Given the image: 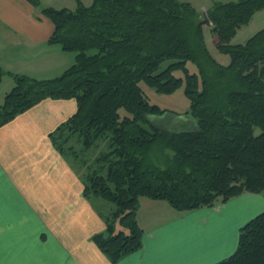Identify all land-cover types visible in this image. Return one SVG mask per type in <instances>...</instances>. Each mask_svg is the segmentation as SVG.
<instances>
[{
    "label": "trees",
    "instance_id": "obj_1",
    "mask_svg": "<svg viewBox=\"0 0 264 264\" xmlns=\"http://www.w3.org/2000/svg\"><path fill=\"white\" fill-rule=\"evenodd\" d=\"M26 1L53 25L47 43L74 53L75 61L51 79L9 73L14 85L0 106V128L44 100L75 101V112L49 138L87 170L82 196L113 206L105 231L92 237L111 263L142 246L141 197L185 213L244 193L264 196V29L243 45L230 44L264 0H211L207 20L178 0H92L74 10ZM205 23L217 50L229 56L226 66L205 46ZM6 74L0 69V82ZM141 83L159 94L184 85L189 108L169 119L176 130L143 125L166 112L149 103ZM98 142L105 151L89 160ZM214 264H264V210L239 229L234 253Z\"/></svg>",
    "mask_w": 264,
    "mask_h": 264
},
{
    "label": "crops",
    "instance_id": "obj_2",
    "mask_svg": "<svg viewBox=\"0 0 264 264\" xmlns=\"http://www.w3.org/2000/svg\"><path fill=\"white\" fill-rule=\"evenodd\" d=\"M40 2L56 9L74 5ZM52 32L26 0H0V69L7 73L0 83L13 87L9 73L42 80L69 68L75 54L49 45ZM75 110L73 99H47L0 128V264H214L234 253L239 229L264 210L262 194L185 213L141 197L142 246L111 263L92 237L105 231L113 206L82 196L78 168L68 166L49 138ZM120 230L115 222L114 231Z\"/></svg>",
    "mask_w": 264,
    "mask_h": 264
},
{
    "label": "rangeland",
    "instance_id": "obj_3",
    "mask_svg": "<svg viewBox=\"0 0 264 264\" xmlns=\"http://www.w3.org/2000/svg\"><path fill=\"white\" fill-rule=\"evenodd\" d=\"M54 1V0H53ZM183 3H189L195 10L203 14L204 10L206 8H209L211 6L212 1L211 0H178ZM216 2H231V1H237V0H213ZM74 5L71 6L68 9H75L78 6V3H81L85 6H88L92 3V0H73ZM60 3V2H55ZM62 3H65L64 0ZM60 5V4H55ZM68 5V4H65ZM264 29V9L256 12L248 24L241 26L237 31L236 34L231 39L230 44L231 45H243L249 38H251L255 33L258 31ZM202 36L204 39L205 46L209 52V54L219 63L223 66H226L229 63V56L227 54L221 53L217 50L215 45V36L211 32V27L209 23H205L202 25ZM88 53H93V50H90ZM169 61H165L161 64V68H165L168 65ZM187 67L190 72H196L197 69L193 63L188 62ZM25 75V74H22ZM177 76H182L181 72L176 73ZM12 85H14V80L11 77ZM141 87L143 88L149 103L156 105L160 110L165 111L166 115L164 117H161V120L159 118L154 119L153 116L148 117L147 121L143 123V125L147 129H152L154 127H157L159 129L167 130V127L169 124L171 130H176L177 124L170 122V118H174L173 114H183L188 108H189V101L186 98L184 94V85H181L179 89H177L172 94H159L154 92L152 89L148 88L146 85L141 83ZM12 87L7 88L3 83H0V106L3 102L4 96L6 93H8ZM119 113L124 116L126 115V112L121 109ZM167 120V121H164ZM169 123V124H168ZM168 124V125H166ZM181 126H187V122L185 120L180 121ZM260 132L259 129H255V133L258 134ZM71 143H75L74 140L71 141ZM76 144V143H75ZM72 145V144H71ZM79 146V144H77ZM105 142H98L96 146H93L88 152H87V158L92 160L96 156H98L99 153L105 151ZM76 148V146H74ZM170 153V152H169ZM63 159H65L68 163V166H74L78 168L77 171V181L81 187H83L84 182L86 181V174L87 170L85 168H81L79 163H76L72 157L70 156H61ZM64 161V160H63ZM65 162V161H64ZM66 163V162H65ZM263 195V194H262ZM109 205L112 207V204L109 203Z\"/></svg>",
    "mask_w": 264,
    "mask_h": 264
},
{
    "label": "water",
    "instance_id": "obj_4",
    "mask_svg": "<svg viewBox=\"0 0 264 264\" xmlns=\"http://www.w3.org/2000/svg\"><path fill=\"white\" fill-rule=\"evenodd\" d=\"M204 18H205V20H207V16L204 14Z\"/></svg>",
    "mask_w": 264,
    "mask_h": 264
}]
</instances>
